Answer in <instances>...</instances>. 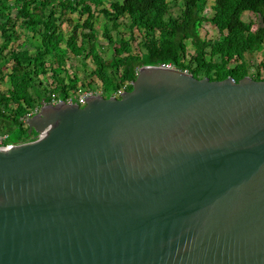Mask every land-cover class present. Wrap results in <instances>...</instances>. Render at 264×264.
<instances>
[{"label": "water", "instance_id": "1", "mask_svg": "<svg viewBox=\"0 0 264 264\" xmlns=\"http://www.w3.org/2000/svg\"><path fill=\"white\" fill-rule=\"evenodd\" d=\"M132 87L0 148V264H264V81Z\"/></svg>", "mask_w": 264, "mask_h": 264}, {"label": "trees", "instance_id": "2", "mask_svg": "<svg viewBox=\"0 0 264 264\" xmlns=\"http://www.w3.org/2000/svg\"><path fill=\"white\" fill-rule=\"evenodd\" d=\"M68 13L87 19L73 24ZM101 17L113 48L110 61L101 55ZM66 23L72 24L69 35ZM207 25L218 39L203 37ZM0 38V135L10 134L12 142L35 135L23 119L43 103L82 90L102 89L112 97L129 85L131 92L144 67L172 66L213 81H264L262 67L250 61L264 53V0H0ZM74 57L79 66L69 64Z\"/></svg>", "mask_w": 264, "mask_h": 264}, {"label": "rangeland", "instance_id": "3", "mask_svg": "<svg viewBox=\"0 0 264 264\" xmlns=\"http://www.w3.org/2000/svg\"><path fill=\"white\" fill-rule=\"evenodd\" d=\"M212 5V4H211ZM173 14H175V15H177L178 14V12H179V10L178 9H175L174 7H172V11H171ZM210 14H212V12L210 13ZM250 17H253V18H255L253 15H251V14H247L246 16H245V18H246V20H250ZM66 18H68V19H70V20H72V23L73 24H75L77 21H82V22H85L86 21V19H87V17L86 18H82V16L79 14V13H77V14H73V15H71V14H69L68 13V15H67V17ZM255 22H257L258 21V24L260 25V21L258 20V18H255V20H254ZM103 26H104V20H103V18L101 17L99 20H98V23L96 24V29H98V40H99V44L100 45H102L103 47H105V50H103V51H101V55L103 56V58H105L106 59V61H110V59H111V57H112V55L114 54L113 53V48L111 47V46H109V42L104 38V36H103ZM63 28H64V30H66V32H67V34L69 35V34H71V32H70V30L72 29V24L71 23H66V24H64V26H63ZM258 28H259V26H256L255 27V31L256 30H258ZM124 35L126 36V37H130V34H129V32H125L124 33ZM202 35H203V37L204 38H209V39H213V40H216V39H218V37H219V34H218V31H217V29L216 28H214L212 25H207L204 29H203V31H202ZM2 40H1V38H0V46H1V44H2V42H1ZM140 41H141V37H136V40L135 41H133V47L134 48H138V44L140 43ZM115 46H119V44H118V42L116 41V43H115ZM250 61H254L258 66H261L262 67V70L264 71V67L262 66V63L264 62V53H262V54H256L254 57H250ZM80 59L78 58H75L74 57V61H72V59H71V61H70V63L69 64H71V65H76V66H79L80 65ZM88 66H89V70H88V72H92V64H91V61H88ZM83 75H84V73H83ZM95 85L96 86H99V82L98 81H96L95 82ZM106 98H111L110 97V95H107V96H105ZM27 136V134H25V136L24 137H26Z\"/></svg>", "mask_w": 264, "mask_h": 264}, {"label": "built area", "instance_id": "4", "mask_svg": "<svg viewBox=\"0 0 264 264\" xmlns=\"http://www.w3.org/2000/svg\"><path fill=\"white\" fill-rule=\"evenodd\" d=\"M163 68L170 69V70H177L172 66H163ZM190 74L189 72H187ZM129 85L124 86L122 89H120L118 92H116L112 98L114 99H121L122 95H125L127 93ZM103 93L101 91H80L78 93H75L72 97L64 100H53L52 104L53 106L61 105V104H68V105H79L81 107H84L87 103L86 101L93 97H100ZM40 112V109H36L31 115H28L25 119H23V123L27 124L28 120L31 119L33 116L37 115ZM12 143L11 141V135L5 134L0 135V148H8V146Z\"/></svg>", "mask_w": 264, "mask_h": 264}, {"label": "clouds", "instance_id": "5", "mask_svg": "<svg viewBox=\"0 0 264 264\" xmlns=\"http://www.w3.org/2000/svg\"><path fill=\"white\" fill-rule=\"evenodd\" d=\"M176 71H178V70H176ZM140 72V71H139ZM181 72V71H180ZM184 73H186V74H188L187 72H184ZM189 75H191V74H189ZM138 76H139V74H138ZM134 84V83H133ZM126 86V85H125ZM133 86V85H132ZM82 91H85V90H82ZM86 91H91V90H86ZM98 91H101L102 93H103V90L102 89H100V90H98ZM132 92V91H131ZM127 93H129V92H127ZM100 97H104V93H103V95L102 96H100ZM105 98V97H104ZM112 98V97H111ZM105 99H107V98H105ZM109 99V98H108ZM114 99V98H113ZM120 100V99H119ZM52 103H50V104H45V103H43L42 105H40V106H38L36 109H40V112H41V109H42V107H45V106H48V105H51ZM53 106V105H52ZM35 109V110H36ZM34 110V111H35ZM33 111V112H34ZM33 112H31L29 115H31ZM40 112L37 114V115H35V116H33L32 118H34V117H36V116H38L39 114H40ZM31 118V119H32ZM30 120V119H29ZM28 120V121H29ZM26 126H27V124H25Z\"/></svg>", "mask_w": 264, "mask_h": 264}, {"label": "crops", "instance_id": "6", "mask_svg": "<svg viewBox=\"0 0 264 264\" xmlns=\"http://www.w3.org/2000/svg\"><path fill=\"white\" fill-rule=\"evenodd\" d=\"M71 97H72V96H71ZM53 100H55V98H54ZM53 100H52V101H53ZM56 100H57V99H56Z\"/></svg>", "mask_w": 264, "mask_h": 264}]
</instances>
